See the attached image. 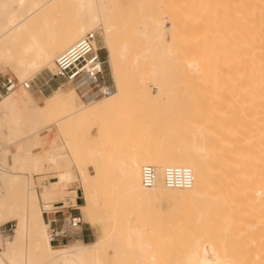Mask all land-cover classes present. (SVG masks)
Returning <instances> with one entry per match:
<instances>
[{
  "label": "bare ground",
  "instance_id": "obj_1",
  "mask_svg": "<svg viewBox=\"0 0 264 264\" xmlns=\"http://www.w3.org/2000/svg\"><path fill=\"white\" fill-rule=\"evenodd\" d=\"M145 3L0 0V64L11 66L22 84L0 92V225L15 221L12 238L0 243V264H264V112L253 129L232 127L221 111L193 117L185 107L203 89L205 61L186 60L177 72L166 68L174 45L166 38L171 25L163 15L137 19L131 8ZM117 8L123 11L114 13ZM130 24L137 37L132 42L124 38ZM98 28L115 89L86 102L74 86L58 85L37 103L25 82L53 62L56 72L58 56ZM174 76L181 81L174 83ZM150 84L169 108L142 132L144 143L119 138L133 130L113 128L122 122L113 118L115 107L130 89H152ZM103 116L108 118L102 124ZM84 123L97 133L92 139L83 133L75 142L81 127L74 126ZM69 151H76L74 160ZM148 164L157 168L151 187L142 182ZM47 167L56 168L55 179L37 184L34 176ZM170 167L190 168L192 186L168 187ZM75 177L83 191L80 209L88 223L101 226V235L54 245L42 206L53 208ZM161 198L175 204L164 210L156 205ZM169 226L181 233L170 237L176 246L165 251L169 237L154 241L148 234Z\"/></svg>",
  "mask_w": 264,
  "mask_h": 264
},
{
  "label": "rangeland",
  "instance_id": "obj_2",
  "mask_svg": "<svg viewBox=\"0 0 264 264\" xmlns=\"http://www.w3.org/2000/svg\"><path fill=\"white\" fill-rule=\"evenodd\" d=\"M145 2L143 9H139L138 4H134L131 8V12L137 19L143 13L163 15L167 16V21L165 20L167 26L171 25V28L167 29L166 38L172 41L174 45L173 51L170 55H167L165 60L166 68L169 67V69L171 68L174 72H177L178 65L186 60L192 59L197 63L200 58H203L205 61L203 64L205 67L202 65L200 68V70L205 68L206 71H204L207 73V76L204 75L207 77L206 80H202L203 84L201 82L203 89L194 101L186 103L185 109L191 112L195 118L202 117L205 114L214 115L217 111H221L231 119L232 127L237 128L238 125L244 124L246 129H253L264 112V0H145ZM122 11V9L117 8L114 13L119 14ZM134 27L135 24L126 26L124 30L125 40L132 42L137 39L133 33ZM98 30L101 29L98 28ZM98 33L100 44L103 47L102 56L106 60L108 80L112 83L114 90L115 83L109 65L108 49L100 31ZM53 63L30 79L33 81V85L29 89L39 104H42L44 96L50 94L58 85L64 86L65 89L68 86L73 87L55 75ZM204 71L201 72L204 74ZM7 76L15 78L18 86L16 87L22 88L19 77L12 67L0 64V81ZM181 76L183 78L185 75ZM181 76L179 77L181 78ZM174 77L172 81L177 83L180 79ZM53 83H56V85L53 86ZM150 86H152V89L148 90L130 89L126 97L115 107L113 118L116 122L120 120L122 122L121 124L119 122V125L114 123L113 128L116 131L120 128L122 130L127 128L133 130L132 133L118 135L119 138H129V141L135 144L137 142L144 143L145 139L142 137V132L148 128H153L156 125L155 122L159 121L166 109L169 108L170 103L157 92L154 84H150ZM180 92H183V90ZM1 94L6 93L1 92ZM77 94L80 96L78 91ZM107 118V116H103L100 122L103 124ZM74 127L77 129L81 127L74 139L75 142L82 141L83 133H86L91 139L97 133V127H90V123L75 125ZM69 154L73 157V160L77 156L76 151L73 153L69 151ZM78 155L80 159L85 155L82 143L79 145ZM76 164L73 163L71 170L77 175L79 165ZM53 169L47 167L41 174L35 175V182L40 184L55 179L57 171L56 168L54 171ZM91 172L94 173V170L91 169ZM53 174L55 175L52 176ZM106 176L111 178L112 174L107 173ZM78 185H80L79 178L76 179L75 177L68 184L73 188L64 192L66 195L63 194V197H60L59 205L62 202L67 203L66 196H70L75 201L77 195L81 196L82 204L84 203L83 191ZM74 188L78 189V192L77 189L73 191L75 194L72 192ZM102 202V200L99 201V203ZM156 203L164 210L175 204L173 200L171 201L168 198H161ZM81 212L85 223L91 226L93 230L91 240H94L101 235V226L86 222L88 216L83 209H81ZM110 220L111 217L108 216L107 226H109ZM159 225H161V222H159ZM155 226H157V223ZM14 227L15 221L0 225V231H2L0 232V243L5 244L7 240L12 238ZM164 227L167 228L168 226L164 225ZM164 227L159 229L160 234L153 232L149 233L148 237L157 241L158 239L161 240L160 237L166 236L167 239L168 236L169 240L165 239V251L172 250L176 245L170 242V237L175 239V234L181 232L176 229L174 231L171 228L172 226H169V229H164ZM146 228L149 229L148 222ZM186 229L189 230L190 228ZM110 253L112 254L111 251ZM163 253H165L164 250ZM175 256L180 259L183 258L181 253L177 255L175 253Z\"/></svg>",
  "mask_w": 264,
  "mask_h": 264
},
{
  "label": "built area",
  "instance_id": "obj_3",
  "mask_svg": "<svg viewBox=\"0 0 264 264\" xmlns=\"http://www.w3.org/2000/svg\"><path fill=\"white\" fill-rule=\"evenodd\" d=\"M102 45L100 44L98 29L86 32L69 48L64 50L56 59L57 70L55 75L66 83L75 87L81 98L85 101L96 99L113 90L112 83L108 80L106 60L102 56ZM25 87L31 88L33 81L25 82ZM15 78L7 76L0 81V91L9 93L16 88ZM157 178V168L155 165H145L142 170V182L144 186L151 187ZM194 182V174L187 167H170L165 171V183L172 188H188ZM77 189V188H76ZM67 203L56 205L51 209L44 206L43 212L54 214L62 212V209L71 208V197L66 196ZM56 221L55 219H53ZM83 223L82 214L74 215L64 213L62 224L59 229H51V242L56 245L60 239L68 237H79L81 225Z\"/></svg>",
  "mask_w": 264,
  "mask_h": 264
},
{
  "label": "crops",
  "instance_id": "obj_4",
  "mask_svg": "<svg viewBox=\"0 0 264 264\" xmlns=\"http://www.w3.org/2000/svg\"><path fill=\"white\" fill-rule=\"evenodd\" d=\"M54 85H56V83H53V86ZM77 175H78V173H77ZM70 187L73 188V186H70ZM77 192H78V189H77ZM81 204H82L81 196L77 195V197L75 198V201H73L72 199L70 201L71 208L62 209L63 210L62 212H57L54 214H47V213L43 212V217L49 223L51 229H59L61 227V224H62L63 212L64 213L69 212V213H72L74 215H78L80 213L82 214L81 209H80ZM53 219H55L56 221H54ZM82 220H83V223L81 225V234L79 235V237H75V238L68 237L65 239H60L56 243V245L66 243L67 241H71L73 239L92 241L93 239L91 240V238L93 236V230H92L91 226H89V225H87V223H85V220L83 219V215H82ZM0 232H2V231H0Z\"/></svg>",
  "mask_w": 264,
  "mask_h": 264
}]
</instances>
